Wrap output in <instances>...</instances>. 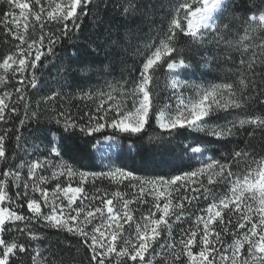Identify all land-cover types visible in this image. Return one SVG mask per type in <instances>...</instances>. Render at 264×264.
Returning <instances> with one entry per match:
<instances>
[{
	"label": "snow or ice",
	"instance_id": "1",
	"mask_svg": "<svg viewBox=\"0 0 264 264\" xmlns=\"http://www.w3.org/2000/svg\"><path fill=\"white\" fill-rule=\"evenodd\" d=\"M248 2L251 6L245 7L243 35L229 39L232 29L227 24H218L217 17H222L233 5L239 7L235 0H182L169 12L167 29L157 33L142 58L135 79L115 86L106 81L108 89H124L123 92L117 91L116 96L103 90L85 93L83 99L99 101L87 114V122L77 123L69 113L61 110L56 114L55 123L68 132L78 130L88 136L103 134L106 128L118 133L140 134L153 121L169 135L187 128L220 139L234 136V129L245 126L251 129L249 135L257 130L264 132V111L257 114L253 107L252 114L245 119L234 116L248 101L264 109V35H255L257 29L264 32V0ZM7 3L10 10L4 12L0 23L5 36L17 43L14 51L0 55V70L6 75H18L20 86L16 88L15 102H11L10 92L0 95V122L3 124H8L11 114L18 113L21 107L27 115V90L37 87L36 72L47 67L41 58L43 56L50 63V58L55 56L60 38L55 33H45V26L59 24L61 35L70 38L95 0H67L48 7L41 0H33L32 4L27 0H7ZM120 6L126 17V27L146 20L163 7L157 0H124ZM16 10H19V18ZM20 18L25 22L32 18L41 34L29 41L26 38L28 25H22ZM179 36L184 37L185 47L178 46ZM136 38L145 37L137 35ZM229 53L238 54V59H233ZM197 55L203 59L204 66L232 64L233 67L226 70L225 81L201 86L181 80V72L176 70L188 74L186 70L192 67L190 61ZM158 72H164L166 80L170 78V88L163 89L168 92L166 96H161L157 90ZM185 90H191L193 95L186 96ZM59 95L53 91L45 100L53 101ZM35 115L31 113L32 117ZM229 116L233 119L229 120ZM219 120L225 123H209ZM24 124L25 121L20 120L19 126ZM103 139L115 141L116 136L105 135ZM13 140L17 144L20 141L17 126L0 131V162L5 165L0 170V264H15L12 258L18 252L33 253L32 264H42V260H37L41 255L38 249L26 248L15 236L21 233L29 244L40 240L32 225L78 238L81 246L88 250L89 264H264V158L259 163L253 159L251 164H256V168L252 169L250 164L245 174L239 176L228 163L205 157L206 149L187 145L183 154L190 153L189 160L195 154L203 157L197 160L198 168L181 170L180 174L167 177H141L112 165H108L106 172H82L67 164L58 165L52 159L53 156L61 158L55 144L46 149L47 156L21 159L19 164L10 166L15 154L6 148V142ZM24 151L27 154V149ZM247 156L237 151L230 159L238 164L242 158L247 160ZM50 170V176L41 174ZM60 177L66 178L65 184L59 181ZM97 179L117 180L125 183L130 191L111 194L97 188L94 193H87L84 185ZM205 179L208 186H205ZM49 180L56 181L51 194L46 186ZM189 180L193 181L192 185ZM218 185L226 191L215 192L213 189ZM12 186L16 188L14 196L9 194ZM201 197L211 203L201 209L203 215L195 219L200 230L181 229L177 240L170 221H184L186 204L194 207ZM143 205L148 206L147 215L141 214L139 219L143 224H138L133 233L125 225L136 222L133 212ZM233 214L238 217L235 224L231 219ZM230 227L233 229L232 242L226 244L224 236L229 234ZM6 234L11 238H5Z\"/></svg>",
	"mask_w": 264,
	"mask_h": 264
},
{
	"label": "trees",
	"instance_id": "2",
	"mask_svg": "<svg viewBox=\"0 0 264 264\" xmlns=\"http://www.w3.org/2000/svg\"><path fill=\"white\" fill-rule=\"evenodd\" d=\"M50 1L41 0V3L47 7ZM27 2L32 4L33 0H27ZM123 2L124 0H95L94 4L89 5V14L81 17L78 21L79 29L70 34V38L61 35L59 24L45 26V33L52 32L60 38V43L55 47V56L50 58V63L45 61L43 56L41 58V62L47 63V67L36 72L37 87L27 90V115L25 109L21 107L18 113L11 114L8 124L0 122V131L13 126L19 128V143L17 144L15 140L10 143L6 142V148L11 149L15 154L10 166L19 164L21 159L47 156L46 149L55 144L61 152V158L53 156L52 159L57 161L58 165L67 164L74 170L96 172L100 167L93 146L105 135H115L121 141V148L114 162L120 168L132 171L137 175L144 177L164 175L167 177L169 174H180L181 170L191 171L198 168L200 165L197 160L201 158L197 154L191 160L188 159L190 153L183 154L184 147L187 145L202 146L210 157L228 163L231 170L237 175H244V170L249 168L253 159L259 163L264 158V132L257 130L249 135L251 129L248 126L234 129L235 135L232 137L217 139L204 132H196L187 128L169 135L154 121L150 123V126H146L145 131L140 134L114 133L111 128H106L103 134L96 133L92 136L80 133L78 130L68 132L61 125L55 123L56 114L61 110L69 113L77 123H86L87 114L94 109L95 103L99 101L83 99L85 93L103 90L116 96L117 91L123 92L124 89L117 88L116 91L108 89L106 81L115 86L135 79L142 58L154 42L157 33L167 29L170 19L169 12L173 11L182 0H157V3L163 6L161 9L151 14L146 20L130 23L127 27L125 26L126 17L120 6ZM235 3L240 6L233 5L218 19V24H227L232 29L229 39L243 35L241 26L245 16V7L251 6L248 0H235ZM9 10L10 6L7 0H0V21L3 20L4 12ZM77 12L79 13V9ZM18 15L19 11L16 16L18 17ZM20 23L22 25L27 23L26 38L29 41L41 34L38 32L39 26L32 18H29L27 22L20 18ZM69 27H71V22H69ZM136 29L139 31H135ZM137 35L145 38L137 39ZM255 35H264V32L257 29ZM178 40L180 41L178 46H186L183 36H179ZM16 43L12 38L5 36L3 25L0 23V55L14 51ZM45 44H47V40H45ZM117 44L121 47L117 48ZM229 55L233 54L229 53ZM233 59H238V54L233 55ZM190 62L192 67L186 70L188 73L186 76L188 79L194 78L202 86L224 82L227 77L226 70L233 67L230 63H210L208 66H204V61L199 55L194 56ZM69 67L72 69L71 71H67ZM18 79V75L13 76L8 73L3 82L7 92L11 93V102H15L17 99L16 88L20 86L17 84ZM156 80L157 90L160 91L161 96L168 95L167 91H163L169 83L165 78V73L158 72ZM127 87L130 89L131 84L128 83ZM53 91L59 92L60 95L53 101H46L45 98L50 96ZM119 99L120 97H117V101ZM8 102L11 106V102ZM128 107H131L130 102ZM253 107L256 108L257 114L264 111L260 106L254 105L253 101H248L243 105L242 110L234 113V116L245 119L252 114ZM33 112L36 113L34 117L31 116ZM5 115L6 118L9 116L7 112ZM228 119H233V116H229ZM20 120L25 121L22 127L19 126ZM209 123L216 125L223 124L225 121H210ZM25 149H27V154H25ZM237 151L247 153V160L242 158L238 164H234L230 157ZM225 158L229 159L225 160ZM254 165L256 164H251V168ZM4 168L3 162H0V170ZM41 174L50 176L51 170ZM213 179L216 178L213 177ZM59 181L65 184L66 178L60 177ZM55 183V180L46 182L50 194ZM204 183L205 186H208L206 179ZM73 184L75 186V182ZM84 187L89 194L94 193L97 188L111 194L122 191L117 182L109 181V179H97L86 183ZM218 188L219 185L213 190ZM15 191V186H12L9 194L14 196ZM84 203L87 204V201ZM93 203L99 206L97 201ZM173 203H175V199H173ZM186 209L188 213L191 210L187 206ZM24 213L27 214L26 206ZM172 223V234L178 240L179 222ZM32 227L35 229L34 234L41 237L40 240L29 244L21 233H16L15 236L18 238L17 242L24 243L26 248L38 249L41 255L37 257V260H42V264H89L88 250L81 246L78 238L52 228L36 225H32ZM230 228L229 234L233 232V229ZM5 238L10 239L11 237L6 234ZM32 255L33 253L18 252L12 259L15 260V264H32Z\"/></svg>",
	"mask_w": 264,
	"mask_h": 264
},
{
	"label": "rangeland",
	"instance_id": "3",
	"mask_svg": "<svg viewBox=\"0 0 264 264\" xmlns=\"http://www.w3.org/2000/svg\"><path fill=\"white\" fill-rule=\"evenodd\" d=\"M65 2H67V0H51L49 5H60V4H63ZM18 11L19 10H16L15 14H18ZM18 18H19V15H18ZM218 19H219V17H217V23H218ZM38 32H40V29H38ZM176 71L177 72H181V75L179 77L181 80H188V81L194 82L197 85H201L194 78H190L189 77L190 79H188L186 74H183V70L177 69ZM7 75L4 73V70H0V77H3V81L0 82V95H2L3 92L7 91V88H5L3 86L4 79L7 77ZM168 82H169L168 83V88H170V78H168ZM185 95L188 96V97H191L193 95V93H192L191 90H185ZM5 102L9 104L8 100H6ZM113 132L114 133H118V132H115L114 130H113ZM109 136H111V135H109ZM199 147L203 148L202 146H199ZM120 148H121V141L117 137H116L115 141H105L103 138L99 139L95 143V145L93 146V151H94V153H95V155L97 157L98 165L100 167L99 171H96V172H106V171H108L109 170L108 169V165H112L114 168H120L117 165V163L114 162V159H115L118 151L120 150ZM197 156L199 158L203 159V157H200L199 154H197ZM204 156L205 157H210L209 154L206 151L204 153ZM255 168H256V165H254L252 167V169H255ZM138 176H141V175H138ZM141 177H144V176H141ZM109 181L117 182L121 186L120 189L122 191H120L121 192L120 194H125V193H128L130 191L125 186V183H119L117 180H109ZM192 184H193V181L190 180L189 181V185H192ZM225 191H226V189L222 185H219V188L215 190V192H217V193H223ZM128 198H131V197H128ZM116 203L117 202L114 200V204H116ZM209 203H211V200H207L206 201L204 198H201V200H199L198 202L195 203L194 207L192 205H187L186 204L187 208H191V210H190L189 213L186 212L185 220L182 221V222H179V227H180V228H178L179 232L181 231V229H188V228H191L193 231H199L200 227L196 226L195 219H196L197 216L203 215V213L201 212V209H206L208 207ZM204 204H206V205L204 206ZM133 207H136V206L134 205ZM147 211H148V206L147 205H143V206L137 207L136 211L133 212V216H134V219H135L136 222L135 223H131L130 222L131 227H130L129 224H126L125 228L126 229L130 228V230L134 233L136 228H137V225L138 224H143V221L139 219L141 217V214L147 215ZM227 219H228V217L225 216V220L226 221H227ZM231 219H232V223L235 224L237 222V220H238V217L235 214H233ZM170 223H171V226H172V224H173L172 221H170ZM216 230L218 231L219 229L217 228ZM231 234L227 235L224 238L226 244H231V242H232V235ZM179 239H180V234L178 233V240ZM194 250L197 251V249H194Z\"/></svg>",
	"mask_w": 264,
	"mask_h": 264
}]
</instances>
